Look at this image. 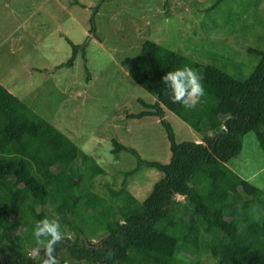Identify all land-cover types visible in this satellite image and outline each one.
<instances>
[{"label":"trees","instance_id":"obj_1","mask_svg":"<svg viewBox=\"0 0 264 264\" xmlns=\"http://www.w3.org/2000/svg\"><path fill=\"white\" fill-rule=\"evenodd\" d=\"M105 1L93 8L90 33ZM67 42L69 68L79 51L85 53L89 37L82 45ZM250 52L261 61L241 81L152 40L143 43L129 76L156 102L140 100L145 110L128 117H161L171 158L149 162L116 140L111 151L137 159L125 181L142 166L163 174L143 201L111 183L97 189V180L108 174L104 168L0 84V264H43L47 240L37 244L33 233L44 218L56 219L66 237L57 245L61 264L69 258L85 264H204V255L215 264H264V190L229 167L248 133L256 135L264 154V52ZM184 66L204 86L194 108L173 103L162 81ZM164 109L204 133L202 142L179 143Z\"/></svg>","mask_w":264,"mask_h":264},{"label":"rangeland","instance_id":"obj_2","mask_svg":"<svg viewBox=\"0 0 264 264\" xmlns=\"http://www.w3.org/2000/svg\"><path fill=\"white\" fill-rule=\"evenodd\" d=\"M99 1L0 0V75L8 76L12 67L14 78L25 76L17 74L19 67L35 71L36 83L30 88L35 110L46 113L53 126L95 156L108 173L97 180V189L111 183L143 201L163 174L142 166L125 181L124 173L137 168V159L126 151L111 152L116 140L149 162L166 164L171 158L161 117H128L145 110L140 100L156 102L129 76L143 43L152 40L245 81L261 61L250 50L264 52V0H227L213 10L218 0H106L90 33ZM87 37L85 53L79 51L73 67L65 66L72 55L67 40L82 45ZM25 84L31 86V81ZM163 118L172 124L179 143L202 142L204 133L173 113L165 110ZM229 167L264 190V154L253 132L245 136L242 153ZM70 175L78 177L71 168ZM56 216L66 223L63 215ZM29 254L35 257L36 250ZM203 261L215 264L208 255ZM66 264L85 263L69 258Z\"/></svg>","mask_w":264,"mask_h":264},{"label":"clouds","instance_id":"obj_3","mask_svg":"<svg viewBox=\"0 0 264 264\" xmlns=\"http://www.w3.org/2000/svg\"><path fill=\"white\" fill-rule=\"evenodd\" d=\"M162 81L171 90L172 102L180 103L185 108H194L205 94L198 74L189 66L169 71L162 77ZM33 234L37 244L47 240L43 264H61L57 245L66 237L61 232L60 223L56 219L44 218L36 223Z\"/></svg>","mask_w":264,"mask_h":264},{"label":"crops","instance_id":"obj_4","mask_svg":"<svg viewBox=\"0 0 264 264\" xmlns=\"http://www.w3.org/2000/svg\"><path fill=\"white\" fill-rule=\"evenodd\" d=\"M21 69H19V73L20 74L22 72L25 73V76L22 77L19 76V78H14L13 74L15 71V68H10L8 69L7 73L9 74L6 77H1L0 75V84L12 95L16 96L17 98H19L21 101H23L24 103H26L33 111H35L37 114H39L40 116H42L44 119H46L47 121H49V117L46 116V113H44L41 110L37 111L35 110V101H32V95L33 92L30 90V88H33V86H35V71H29V70H25L24 67H19ZM27 71V72H26ZM40 73V72H39ZM27 81H31V86L28 84H25V82ZM39 86V85H38ZM30 90V92H29ZM29 96V97H28ZM31 100V101H30ZM39 106V105H37ZM90 155V154H89ZM95 158V156H93ZM97 160V159H96Z\"/></svg>","mask_w":264,"mask_h":264}]
</instances>
